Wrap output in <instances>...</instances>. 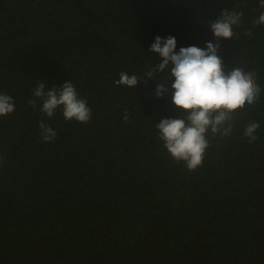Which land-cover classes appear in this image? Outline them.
<instances>
[{
    "label": "trees",
    "instance_id": "1",
    "mask_svg": "<svg viewBox=\"0 0 264 264\" xmlns=\"http://www.w3.org/2000/svg\"><path fill=\"white\" fill-rule=\"evenodd\" d=\"M222 9L243 17L219 55L255 71L262 91L189 173L155 127L180 115L171 93L114 81L159 63L148 51L156 36H174L177 51L214 42L209 23ZM261 12L259 0H0V93L15 103L0 117V264H264ZM67 80L92 109L86 124L28 104L38 82ZM41 120L54 141L41 139Z\"/></svg>",
    "mask_w": 264,
    "mask_h": 264
},
{
    "label": "clouds",
    "instance_id": "2",
    "mask_svg": "<svg viewBox=\"0 0 264 264\" xmlns=\"http://www.w3.org/2000/svg\"><path fill=\"white\" fill-rule=\"evenodd\" d=\"M264 8V0H259ZM243 12L222 9L220 17L209 23L214 35L213 41H206L205 47L189 45L177 48L174 36H156L149 52L159 54V63L151 66L143 78L121 71L115 85L135 88L139 82L147 84L156 81L155 96L164 97L171 93L172 103L180 111L176 117L162 118L155 127L170 158L177 164L183 163L189 173L204 164L211 138H227L232 135L238 110L255 106L261 95L257 74L243 67L228 69L219 55L222 39L230 40L238 35L233 26L239 27ZM264 25V12L253 21V26ZM245 35H251L247 31ZM34 99L28 104L36 110L37 100L42 101L39 111L52 118L57 110L62 111L65 121L75 119L86 124L92 118V109L86 98L78 94L71 80L59 87L46 89L38 82L33 90ZM15 111L14 97L0 93V117ZM125 111L123 120H129ZM41 139L52 142L57 132L44 120L39 123ZM260 124L252 121L244 128L243 135L252 143L258 139ZM0 158V163H2Z\"/></svg>",
    "mask_w": 264,
    "mask_h": 264
}]
</instances>
